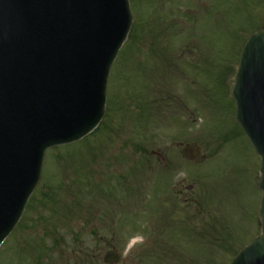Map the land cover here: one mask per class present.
Returning a JSON list of instances; mask_svg holds the SVG:
<instances>
[{
  "label": "rangeland",
  "instance_id": "374dc122",
  "mask_svg": "<svg viewBox=\"0 0 264 264\" xmlns=\"http://www.w3.org/2000/svg\"><path fill=\"white\" fill-rule=\"evenodd\" d=\"M130 3L104 119L47 152L0 264H105L111 250L120 264H231L260 234L261 160L231 89L264 0ZM189 145L198 163L183 158Z\"/></svg>",
  "mask_w": 264,
  "mask_h": 264
},
{
  "label": "water",
  "instance_id": "95a60500",
  "mask_svg": "<svg viewBox=\"0 0 264 264\" xmlns=\"http://www.w3.org/2000/svg\"><path fill=\"white\" fill-rule=\"evenodd\" d=\"M129 0H0V247L38 186L46 151L92 133L132 28ZM236 121L262 159V234L232 264H264V29L247 43L232 91ZM191 162L199 146H185ZM110 251L106 264H118Z\"/></svg>",
  "mask_w": 264,
  "mask_h": 264
},
{
  "label": "trees",
  "instance_id": "16d2710c",
  "mask_svg": "<svg viewBox=\"0 0 264 264\" xmlns=\"http://www.w3.org/2000/svg\"><path fill=\"white\" fill-rule=\"evenodd\" d=\"M136 30H137V27L134 25V29H133V32H132V34H131L130 38H132V37H133V34H134V37H133V38H135V37H136ZM126 48H127V47H126Z\"/></svg>",
  "mask_w": 264,
  "mask_h": 264
}]
</instances>
